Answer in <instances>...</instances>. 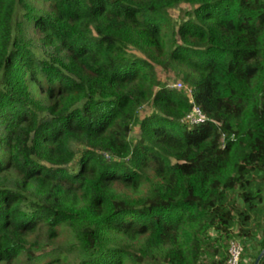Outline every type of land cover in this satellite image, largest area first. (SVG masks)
Wrapping results in <instances>:
<instances>
[{
  "label": "trees",
  "instance_id": "16d2710c",
  "mask_svg": "<svg viewBox=\"0 0 264 264\" xmlns=\"http://www.w3.org/2000/svg\"><path fill=\"white\" fill-rule=\"evenodd\" d=\"M35 1L0 0V264H224L232 238L242 264L264 229V0ZM156 65L185 67L192 101Z\"/></svg>",
  "mask_w": 264,
  "mask_h": 264
},
{
  "label": "rangeland",
  "instance_id": "374dc122",
  "mask_svg": "<svg viewBox=\"0 0 264 264\" xmlns=\"http://www.w3.org/2000/svg\"><path fill=\"white\" fill-rule=\"evenodd\" d=\"M36 4H40L38 5L40 8L42 9H46L47 8V4H43L41 0L35 1ZM191 7L189 4L186 3H181L179 4L177 7L170 9L169 13L173 19V21L175 23H179L183 17L184 11L185 10H190ZM31 33L38 35L39 36V32L37 29H35V31L31 28ZM37 39V38H36ZM40 41H37V43H39ZM36 51L38 53L42 52V49L40 48V46H38L36 48ZM137 54L141 55V53L134 51ZM156 70H157V75L160 78V80L164 83H167L169 86H171L172 84H174L177 81H181L184 84H186L184 82V80L181 78V75L184 73V71L186 70L185 67H181V69H170V70H166L163 69L160 65H156ZM187 85V84H186ZM154 111V107L150 104V103H146L145 105H143L140 108L139 111V120H141L144 116L152 113ZM140 129H139V125H135L132 129V132L130 134V141L131 142H135L138 138H139V133ZM264 235V229H262L257 235H255V238L253 240V244L251 246V249L249 251H247L244 254V258H243V263L242 264H249L250 263V258L254 255H256L258 249H256L255 247L259 245L260 240L262 238V236ZM70 232L68 231L67 228H61L60 229V233L54 238L53 241H51L48 245H47V250L52 248V247H63L66 245V243L68 241H70ZM225 249L227 251V246H228V241L225 242ZM213 255L211 253L207 254V257H212ZM214 259L216 260L217 258L214 257ZM50 261V262H49ZM46 261L45 264H72L75 261L74 258V254H68V253H63L60 252L59 253V259L52 262V260Z\"/></svg>",
  "mask_w": 264,
  "mask_h": 264
},
{
  "label": "built area",
  "instance_id": "2783aa9c",
  "mask_svg": "<svg viewBox=\"0 0 264 264\" xmlns=\"http://www.w3.org/2000/svg\"><path fill=\"white\" fill-rule=\"evenodd\" d=\"M171 87H174L176 89L184 88L186 90L187 94H189V97L192 101V90L190 87L182 83L181 81H177L174 84L171 85ZM207 119L206 115L203 113L201 108L193 104L191 110L187 112L182 118L181 122L184 124H187L188 126H194L203 123ZM228 254L224 261V264H240L241 261V254H242V244L240 239L238 238H232L229 240L228 243Z\"/></svg>",
  "mask_w": 264,
  "mask_h": 264
},
{
  "label": "water",
  "instance_id": "95a60500",
  "mask_svg": "<svg viewBox=\"0 0 264 264\" xmlns=\"http://www.w3.org/2000/svg\"><path fill=\"white\" fill-rule=\"evenodd\" d=\"M264 255V248L261 250V252L258 254V256L256 257L255 261L253 264H258L261 257Z\"/></svg>",
  "mask_w": 264,
  "mask_h": 264
}]
</instances>
